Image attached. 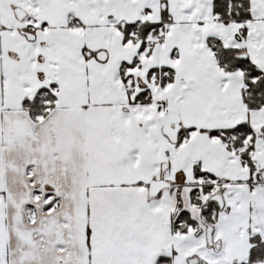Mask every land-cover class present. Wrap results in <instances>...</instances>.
I'll return each mask as SVG.
<instances>
[{
    "label": "snow or ice",
    "instance_id": "obj_1",
    "mask_svg": "<svg viewBox=\"0 0 264 264\" xmlns=\"http://www.w3.org/2000/svg\"><path fill=\"white\" fill-rule=\"evenodd\" d=\"M0 264H264V0H0Z\"/></svg>",
    "mask_w": 264,
    "mask_h": 264
}]
</instances>
